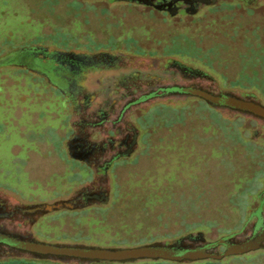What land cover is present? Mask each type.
Returning <instances> with one entry per match:
<instances>
[{
	"label": "rangeland",
	"instance_id": "1",
	"mask_svg": "<svg viewBox=\"0 0 264 264\" xmlns=\"http://www.w3.org/2000/svg\"><path fill=\"white\" fill-rule=\"evenodd\" d=\"M87 10L74 1L0 0V57L34 42L96 47L117 28ZM128 22L152 27L163 40L171 33V49L212 74L222 90L253 93L264 104V0H220L173 21L132 13ZM21 73L0 67V189L28 203L64 199L88 178L64 159L68 104ZM140 124L137 157L111 176L107 205L47 214L34 227L36 238L133 247L198 231L215 241L243 228L264 188V128L258 136L254 122L225 116L201 99L158 103ZM0 264L64 263L9 258ZM189 264H264V250Z\"/></svg>",
	"mask_w": 264,
	"mask_h": 264
},
{
	"label": "flooded vegetation",
	"instance_id": "2",
	"mask_svg": "<svg viewBox=\"0 0 264 264\" xmlns=\"http://www.w3.org/2000/svg\"><path fill=\"white\" fill-rule=\"evenodd\" d=\"M65 1L80 4L86 12L93 8L101 15L102 22L106 17L110 18L111 25L117 29L101 36L96 47L73 44L58 47L44 42L22 45L2 55L0 67L20 70L26 79L41 81L68 104L69 134L64 159L73 170L85 172L88 178L70 196L59 200L80 194L83 202H92L83 208L62 209L76 213L107 205L109 201H100L108 194L110 199L111 176L116 174L118 167L137 157L135 153L143 137L140 119L144 113L158 103L203 100L192 92L207 89V81L219 86L212 74L187 61L186 55L171 49V33L163 40L152 27L142 26L143 30L130 27L128 18L132 13L164 21H173L176 17L193 18L206 7L216 6L220 0L215 4L204 2L212 0ZM244 1L255 4L259 0ZM146 39L152 42H145ZM161 39L166 44H162ZM235 116L254 122L256 135L262 133L264 125L240 114L231 117ZM258 196L259 202L249 212L247 222L262 231L264 188ZM53 202L28 203L0 189V243H15L26 234L31 221L22 212L25 206ZM42 217L31 226L35 238L34 227ZM9 258L16 257L0 260Z\"/></svg>",
	"mask_w": 264,
	"mask_h": 264
},
{
	"label": "water",
	"instance_id": "3",
	"mask_svg": "<svg viewBox=\"0 0 264 264\" xmlns=\"http://www.w3.org/2000/svg\"><path fill=\"white\" fill-rule=\"evenodd\" d=\"M215 4L217 0L204 1ZM200 72V71H197ZM211 79V78H210ZM207 89H196L193 95L202 98L211 107L226 115H243L264 125V104L253 93L224 91L217 83L207 81ZM109 190V188H107ZM109 194L100 202L107 203ZM82 196L74 195L70 199L53 203L25 206L24 215L30 224L26 234L17 242L3 245L0 243V258L16 257L37 260H49L64 264L118 263L136 261L165 260L189 264L204 260H222L230 256H240L264 249V230L258 231L248 222L239 232L209 241L201 231L189 233L173 240L155 241L133 247H100L96 245L53 243L41 241L32 234L31 226L40 217L62 209H78L87 206ZM221 247L223 250L221 251Z\"/></svg>",
	"mask_w": 264,
	"mask_h": 264
},
{
	"label": "trees",
	"instance_id": "4",
	"mask_svg": "<svg viewBox=\"0 0 264 264\" xmlns=\"http://www.w3.org/2000/svg\"><path fill=\"white\" fill-rule=\"evenodd\" d=\"M216 261V260H215ZM155 262V261H154ZM105 263H107V262H105ZM173 263H177V262H173ZM114 264H118V263H114ZM177 264H182V263H177Z\"/></svg>",
	"mask_w": 264,
	"mask_h": 264
}]
</instances>
